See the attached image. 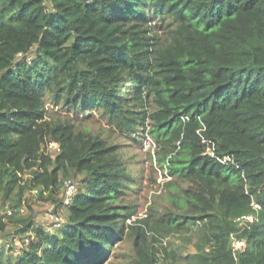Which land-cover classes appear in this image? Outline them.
<instances>
[{
    "label": "trees",
    "instance_id": "obj_1",
    "mask_svg": "<svg viewBox=\"0 0 264 264\" xmlns=\"http://www.w3.org/2000/svg\"><path fill=\"white\" fill-rule=\"evenodd\" d=\"M47 3L0 0V243L20 242L0 264H107L125 242L127 264H264V0ZM93 109L157 145L163 209L120 204L118 145L71 118ZM31 202L66 220L49 232Z\"/></svg>",
    "mask_w": 264,
    "mask_h": 264
},
{
    "label": "rangeland",
    "instance_id": "obj_2",
    "mask_svg": "<svg viewBox=\"0 0 264 264\" xmlns=\"http://www.w3.org/2000/svg\"><path fill=\"white\" fill-rule=\"evenodd\" d=\"M45 2L48 7H50L47 0H45ZM46 106L47 113L50 117H57L63 114L62 111V113L60 112V109L49 101L46 103ZM71 118L76 125H80L82 128H88L92 132H99L104 137L108 138V140H111L112 143L118 145L121 157L126 163L127 171L133 180L130 182V189L126 190L127 194L123 196L120 204L124 206H133L135 211L133 215L134 218L141 217L147 212L150 206L160 210L168 205V188L165 183L170 180V177L167 175L165 169L162 168V165L155 161L158 147L147 134L142 135V141L134 140V134L129 137L121 136L122 134L119 135L107 126L96 109L90 110L88 113L84 114L80 112L78 115ZM141 132L143 131H139L138 134ZM52 148L55 149L56 145L52 144ZM75 183L77 187L78 183ZM31 207L34 212L36 223L46 228L49 232L57 231L66 220V212L64 210H59L56 214H52L50 211L51 206L48 204L31 202ZM165 241V246L172 250H176V245L180 243L179 240L172 237H167ZM194 241L195 240H191L186 245L183 255L194 252ZM2 245H6V247L11 245L13 247L11 253L14 254L20 246V242L19 239L15 237L7 241H1L0 247ZM238 246H240V244L234 243L235 248H238ZM130 257V243H119L114 249L110 262L107 264H127Z\"/></svg>",
    "mask_w": 264,
    "mask_h": 264
},
{
    "label": "built area",
    "instance_id": "obj_3",
    "mask_svg": "<svg viewBox=\"0 0 264 264\" xmlns=\"http://www.w3.org/2000/svg\"><path fill=\"white\" fill-rule=\"evenodd\" d=\"M54 144V143H53ZM56 145V144H55ZM208 153L212 154L211 151L208 150ZM227 160H229L228 158H225ZM224 159V160H225ZM63 201L65 204H68L75 192V184L72 183L71 181H66L64 183V188H63ZM53 214V213H52ZM245 219L249 220L250 217H246ZM241 245V243H238Z\"/></svg>",
    "mask_w": 264,
    "mask_h": 264
},
{
    "label": "clouds",
    "instance_id": "obj_4",
    "mask_svg": "<svg viewBox=\"0 0 264 264\" xmlns=\"http://www.w3.org/2000/svg\"><path fill=\"white\" fill-rule=\"evenodd\" d=\"M246 217H250V219H249V220H251V219H252V218H251V216H246ZM246 217H244V219H245ZM246 220H247V219H246ZM234 243H235V244H237V243H241V245H240V246H238V248H239V247H241V246L243 245V242H239V241H234V242H233V245H234Z\"/></svg>",
    "mask_w": 264,
    "mask_h": 264
}]
</instances>
